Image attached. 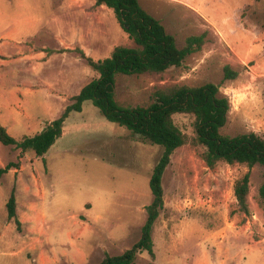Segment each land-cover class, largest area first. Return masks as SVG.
Here are the masks:
<instances>
[{
  "label": "rangeland",
  "instance_id": "rangeland-1",
  "mask_svg": "<svg viewBox=\"0 0 264 264\" xmlns=\"http://www.w3.org/2000/svg\"><path fill=\"white\" fill-rule=\"evenodd\" d=\"M179 47L205 33L200 51L162 73L118 75L125 105L149 104L159 88L213 82L230 98L222 132L264 137V0H140ZM119 45L134 46L113 9L96 0H0V121L11 135H34L73 103ZM238 71L224 79V67ZM175 121L190 139L194 117ZM204 148H177L163 175L165 208L154 229L153 257L134 264H264V166L207 165ZM163 147L104 117L92 101L67 117L63 134L38 157L0 142V264H97L140 239L153 201L150 180ZM18 169V170H16ZM248 171L250 212L236 182ZM20 227L8 216L12 192Z\"/></svg>",
  "mask_w": 264,
  "mask_h": 264
},
{
  "label": "trees",
  "instance_id": "trees-1",
  "mask_svg": "<svg viewBox=\"0 0 264 264\" xmlns=\"http://www.w3.org/2000/svg\"><path fill=\"white\" fill-rule=\"evenodd\" d=\"M98 5L113 9L122 28L134 41V46L119 45L110 57L94 60L82 49L81 56L98 72V76L86 83L73 97L64 112L49 122L40 132L16 138L0 121V142L21 149V155L33 151L44 157L47 151L63 134L64 124L72 111H82L87 100L99 108L108 120L127 127L143 141L163 147L162 156L150 180L153 194L152 203L147 206V219L142 227L140 239L120 255H109L97 264H134L138 254L148 251L155 257L154 229L161 211L165 208L163 175L173 152L192 142L202 145V157L208 166L218 162L229 164H256L264 166V137L256 132L228 135L222 132L231 108L230 98L221 92L220 86L208 82L200 86L175 84L155 91V99L149 104L125 105L117 97L115 87L118 75H139L143 73H162L172 67L183 65L187 57L202 49L206 34L188 37L185 46L179 47L176 37L169 33L160 19L141 4L140 0H96ZM238 71L231 65L224 67V79L233 80ZM177 114H190L194 117L196 136L189 135L175 121ZM17 163L0 168V179ZM248 171L236 182L235 195L240 211L250 212L248 196L250 193ZM264 199V182L259 188ZM8 216L20 227L17 213V200L13 191L7 202Z\"/></svg>",
  "mask_w": 264,
  "mask_h": 264
},
{
  "label": "crops",
  "instance_id": "crops-1",
  "mask_svg": "<svg viewBox=\"0 0 264 264\" xmlns=\"http://www.w3.org/2000/svg\"><path fill=\"white\" fill-rule=\"evenodd\" d=\"M4 126H5V125H4ZM6 128H7V127H6ZM40 131H41V130H40ZM40 131H39V132H40ZM37 133H38V132H37ZM16 170H18V169H16Z\"/></svg>",
  "mask_w": 264,
  "mask_h": 264
}]
</instances>
